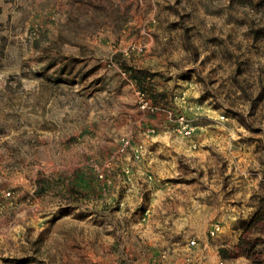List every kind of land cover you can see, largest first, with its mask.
I'll list each match as a JSON object with an SVG mask.
<instances>
[{
  "label": "rangeland",
  "instance_id": "374dc122",
  "mask_svg": "<svg viewBox=\"0 0 264 264\" xmlns=\"http://www.w3.org/2000/svg\"><path fill=\"white\" fill-rule=\"evenodd\" d=\"M262 203L264 0H0V264H264Z\"/></svg>",
  "mask_w": 264,
  "mask_h": 264
},
{
  "label": "built area",
  "instance_id": "2783aa9c",
  "mask_svg": "<svg viewBox=\"0 0 264 264\" xmlns=\"http://www.w3.org/2000/svg\"><path fill=\"white\" fill-rule=\"evenodd\" d=\"M139 95V106L142 110H151L153 111L155 107L151 103V101L146 97L145 93L138 92ZM179 124L181 127L182 132L184 133V136L190 137L193 132V127L191 124L188 122V120L185 118V116H180L179 118ZM150 132L153 130H149ZM127 143L124 145L126 146ZM215 231L219 230V226H215L214 228ZM214 234V231L213 233ZM198 245V241L196 239H191L188 242V250L190 251L189 255L186 258L187 264H206V261L204 258L197 257L193 251V249ZM206 247V246H205ZM217 264H225L224 260L218 261Z\"/></svg>",
  "mask_w": 264,
  "mask_h": 264
},
{
  "label": "trees",
  "instance_id": "16d2710c",
  "mask_svg": "<svg viewBox=\"0 0 264 264\" xmlns=\"http://www.w3.org/2000/svg\"><path fill=\"white\" fill-rule=\"evenodd\" d=\"M260 220H264V203L261 204L258 212L256 213V217L254 219V222H258Z\"/></svg>",
  "mask_w": 264,
  "mask_h": 264
}]
</instances>
